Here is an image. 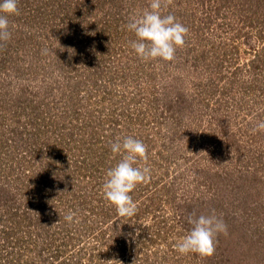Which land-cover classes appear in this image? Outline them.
<instances>
[{
    "label": "rangeland",
    "instance_id": "rangeland-1",
    "mask_svg": "<svg viewBox=\"0 0 264 264\" xmlns=\"http://www.w3.org/2000/svg\"><path fill=\"white\" fill-rule=\"evenodd\" d=\"M149 4L17 0L0 42V264H264V0H172L162 14L188 32L168 62L131 47ZM129 136L150 179L121 218L102 186ZM213 210L214 254L180 255L187 217Z\"/></svg>",
    "mask_w": 264,
    "mask_h": 264
},
{
    "label": "clouds",
    "instance_id": "clouds-1",
    "mask_svg": "<svg viewBox=\"0 0 264 264\" xmlns=\"http://www.w3.org/2000/svg\"><path fill=\"white\" fill-rule=\"evenodd\" d=\"M172 0H150L149 7L141 15L130 18L127 29L134 33L135 39L131 47L136 56L143 61L160 60L172 61L178 48L185 44L188 29L177 21L176 17L163 15L162 10ZM18 15L17 0H0V42L7 41L9 31V17ZM254 131H264V121L259 122ZM114 155H120L119 162L106 172V179L102 186L103 198L108 206L114 207L121 218H131L136 214L137 205L130 193L137 185L146 183L150 179V169L138 166L147 160V149L144 143L129 136L119 139L110 145ZM75 213L65 215V221H74ZM191 225L190 230L175 245L180 255L195 254L201 259L211 257L215 252L216 237L227 235V225L218 217L215 211L198 217L193 213L187 217ZM109 260L106 264H113ZM120 264L119 261H115Z\"/></svg>",
    "mask_w": 264,
    "mask_h": 264
},
{
    "label": "trees",
    "instance_id": "trees-1",
    "mask_svg": "<svg viewBox=\"0 0 264 264\" xmlns=\"http://www.w3.org/2000/svg\"><path fill=\"white\" fill-rule=\"evenodd\" d=\"M174 198V197H173ZM172 210H176V207L174 206V207H172L171 208ZM169 225H171V223L169 224ZM17 261H19L18 259H16Z\"/></svg>",
    "mask_w": 264,
    "mask_h": 264
}]
</instances>
